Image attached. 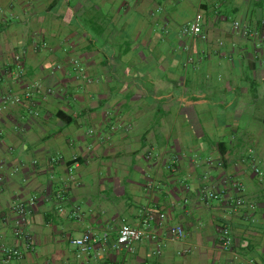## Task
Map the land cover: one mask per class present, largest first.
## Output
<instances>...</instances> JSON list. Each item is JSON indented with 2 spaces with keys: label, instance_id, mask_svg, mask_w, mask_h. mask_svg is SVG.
Wrapping results in <instances>:
<instances>
[{
  "label": "crops",
  "instance_id": "obj_1",
  "mask_svg": "<svg viewBox=\"0 0 264 264\" xmlns=\"http://www.w3.org/2000/svg\"><path fill=\"white\" fill-rule=\"evenodd\" d=\"M263 21L264 0H0V243L38 198L35 250L0 264H264V39L243 34ZM143 212L155 240L114 248ZM87 230L109 240L80 255Z\"/></svg>",
  "mask_w": 264,
  "mask_h": 264
},
{
  "label": "built area",
  "instance_id": "obj_2",
  "mask_svg": "<svg viewBox=\"0 0 264 264\" xmlns=\"http://www.w3.org/2000/svg\"><path fill=\"white\" fill-rule=\"evenodd\" d=\"M202 25H203V16L198 14L184 29V33L187 35H194L198 36L202 33ZM236 29L240 28V23H234ZM243 34L245 36H261L264 39V21L262 22V29L261 31H251L247 28L243 30ZM17 60L20 61V57H17ZM73 70L80 74V76L87 79L88 84L93 83V80L88 78L84 68L82 67L81 63L78 61H73ZM51 91H48V95ZM28 97V95H27ZM5 104H21L22 100L16 96H8L4 99ZM35 116H38V111L34 112ZM56 162L55 158L52 160ZM254 172L264 179V172L258 168L254 169ZM2 178H0V181ZM236 189H241L240 185L236 183L233 185ZM224 197V192L215 193L212 191H205L203 193V199L206 203L209 201L220 200ZM59 200H62L63 197L59 193L57 195ZM38 201L37 196H32L26 201H20L15 206H13L12 210L15 215L14 223L12 225V232L13 236L18 239L21 243H24V248L20 249L19 246L10 247L4 243H0V255L1 259L5 263L17 262L21 261L25 258V256L33 252L35 250V244L33 242V236L31 231H28L29 224H30V215L36 206ZM235 208H251L254 209L255 206L248 202L247 200L238 197L235 200ZM59 213H64L63 208H59ZM80 217V214L77 212L75 213L74 217ZM165 216L161 215L160 220H164ZM156 220V216L150 212H143L141 215V222L138 227H133L128 224H122L118 231V237L113 244L114 248L124 249L128 252H133L135 248L146 241L151 242L155 240V235L152 231V222ZM170 235L174 239H180L184 236V230L181 227H173L170 230ZM108 233H105L101 239L96 237V234L91 231L87 230L80 237L72 239V245L79 251V254H88L94 247L98 241H104L105 243L109 240ZM2 239V237H0ZM233 235L229 225L225 224L220 227L219 229V244L221 248L225 251H228L233 246Z\"/></svg>",
  "mask_w": 264,
  "mask_h": 264
},
{
  "label": "rangeland",
  "instance_id": "obj_3",
  "mask_svg": "<svg viewBox=\"0 0 264 264\" xmlns=\"http://www.w3.org/2000/svg\"><path fill=\"white\" fill-rule=\"evenodd\" d=\"M74 74V73H73ZM74 76L76 77H78L79 79H83V81H85L86 82V84H88V82H87V79H85L84 77H82V76H80V74H77L76 72H75V74H74ZM87 77L89 78V76L87 75ZM38 91V90H37ZM14 219H15V217H14ZM13 219V220H14ZM13 230L11 229V233H12V235H13V232H12ZM28 231H30L29 229H28ZM18 246H19V248L20 249H23L24 248V243L22 242L20 245L18 244ZM11 263H14V262H11Z\"/></svg>",
  "mask_w": 264,
  "mask_h": 264
},
{
  "label": "trees",
  "instance_id": "obj_4",
  "mask_svg": "<svg viewBox=\"0 0 264 264\" xmlns=\"http://www.w3.org/2000/svg\"><path fill=\"white\" fill-rule=\"evenodd\" d=\"M261 31V30H260ZM61 114V113H60ZM62 115V114H61ZM65 115V114H64ZM64 115H62L64 117Z\"/></svg>",
  "mask_w": 264,
  "mask_h": 264
}]
</instances>
